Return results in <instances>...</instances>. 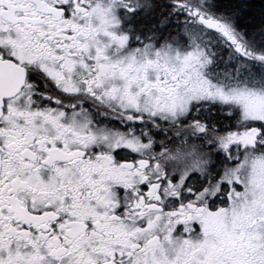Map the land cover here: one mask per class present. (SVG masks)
Listing matches in <instances>:
<instances>
[{"label":"snow or ice","instance_id":"6c2138e0","mask_svg":"<svg viewBox=\"0 0 264 264\" xmlns=\"http://www.w3.org/2000/svg\"><path fill=\"white\" fill-rule=\"evenodd\" d=\"M0 264H264V0H0Z\"/></svg>","mask_w":264,"mask_h":264}]
</instances>
